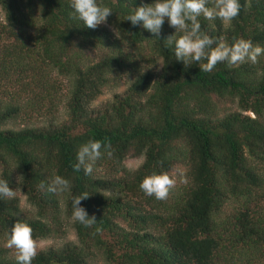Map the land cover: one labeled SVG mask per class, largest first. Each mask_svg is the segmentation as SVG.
Here are the masks:
<instances>
[{"label": "trees", "instance_id": "obj_1", "mask_svg": "<svg viewBox=\"0 0 264 264\" xmlns=\"http://www.w3.org/2000/svg\"><path fill=\"white\" fill-rule=\"evenodd\" d=\"M97 3L112 9L104 24L113 34L73 18L70 0H0V179L33 209L24 215L16 195L0 197V237L18 220L30 225L35 240L63 235L61 217L72 215V199L87 192L81 206L97 223L85 227L73 219L76 243L39 251L31 264H88L94 255L106 264L264 258V176L252 162L264 161V55L255 64L222 62L203 72L197 62L176 60L174 44L165 46L168 36L182 34L167 18L159 37L126 20L154 0ZM239 3L230 23L198 17L201 31L264 47V0ZM123 77L132 80L121 93L101 109L91 107ZM64 89L66 118L58 121ZM224 102L239 112L224 113ZM12 123L16 129L7 127ZM105 138L112 156L102 148L91 175L74 171L79 147ZM137 157L140 166L125 170L123 160ZM174 167L187 183L167 199L140 189L145 176ZM57 175L70 182L69 191L41 189ZM0 264L17 261L0 248Z\"/></svg>", "mask_w": 264, "mask_h": 264}, {"label": "clouds", "instance_id": "obj_2", "mask_svg": "<svg viewBox=\"0 0 264 264\" xmlns=\"http://www.w3.org/2000/svg\"><path fill=\"white\" fill-rule=\"evenodd\" d=\"M209 0H154L152 4H143L136 7L134 12L126 17L133 26L142 24L143 28L160 36L165 18L170 27L182 33L178 38L168 36L165 46L174 44L176 60L186 65L194 61L199 64L200 71L211 72L218 63L226 62L229 67L237 66L250 61L255 64L258 57L264 55V47L253 44L251 40L235 38L229 44L224 37L214 39L201 31L198 17L203 15L207 20L220 19L231 22L239 15L241 5L239 0H212L213 6L208 7ZM70 7L74 10L75 19L83 22L84 26L95 29L106 23L113 13L108 6H101L97 0H70ZM215 45V46H213ZM206 61L205 63H200ZM104 149L109 157L112 156L111 143L105 140L89 139L79 147L76 154V163L72 165L74 171L83 169L85 175H91L96 161L101 158ZM180 183H187L182 173H178ZM177 180L168 172L152 173L145 176L139 187L147 196H154L157 200L168 198L170 191L176 186ZM41 189L57 194L67 192L71 188L70 182L57 175L47 185L40 184ZM15 191L6 180L0 179V197L14 198ZM87 192L81 193L72 199L73 219L85 227L97 223L94 215L89 216L81 206V201L89 198ZM97 232L101 231L98 227ZM33 230L27 223L18 220L7 234L6 247L15 249L17 264H31L37 255V241L33 239Z\"/></svg>", "mask_w": 264, "mask_h": 264}, {"label": "rangeland", "instance_id": "obj_3", "mask_svg": "<svg viewBox=\"0 0 264 264\" xmlns=\"http://www.w3.org/2000/svg\"><path fill=\"white\" fill-rule=\"evenodd\" d=\"M1 17V14H0ZM100 26H104L106 27L112 34H113V30H111V28H109L107 25L100 24ZM97 52H95L96 54ZM143 56H149V54L147 53V51H143L142 52ZM150 63V62H148ZM161 66V62L159 59H155L154 62V67L155 70H159ZM57 81L60 82L61 86L60 88H65L67 81L66 79L57 76ZM132 80V77H123L121 79L118 80L117 86L114 88H108L106 90H104L92 103H91V107L92 108H97V109H101L104 106H106L107 104H109L112 101V97L114 94H118L121 93L126 86L128 85V83ZM65 93L66 90L64 89L63 91L60 92L61 94V98L59 100H61L58 104V108H57V113L55 114V118L58 121L64 120L66 118V110H65V103H66V97H65ZM222 110L224 113H228V112H239V110L237 109L235 103L233 102H224L221 106ZM245 115H248L250 118L252 117V114L250 113H243ZM8 128L11 127L13 129H16L17 126H15V124H9V126H7ZM143 158L142 157H137V158H125L122 162V165L124 167L125 170H127L128 172H133L135 171L140 164L142 163ZM253 164H255V166H257L258 171L261 172V174L264 176V161L262 160H254L252 159ZM178 173H182L183 174V170L180 167H174V169L172 170V172L169 174L170 176H172L173 178H175L177 180L176 186L181 185V184H185V183H180V177L178 175ZM175 186V187H176ZM16 197L18 198V205H19V209L22 211V213L24 215H28V216H32L33 215V209L28 206V204L25 202L24 196L20 193V192H16ZM261 202V200H260ZM263 202H261V204H263ZM264 207V205H263ZM62 219V230H63V235L58 236V237H52V238H48V239H44V240H36L37 241V253L39 251H44L47 250L49 248H59L61 247L63 244L65 243H76V238L74 235V231L72 229V221H73V215H70L69 217H61ZM6 241H7V237H0V248L2 250L5 251V255L7 258L9 259H13L16 260V252L15 249H10L7 248L6 245ZM241 258L240 261H238V264H264V258H259L257 260H250V258L248 260H250L249 262H247V257L241 256L239 257ZM88 264H106L102 258L100 256L94 255L89 261Z\"/></svg>", "mask_w": 264, "mask_h": 264}]
</instances>
